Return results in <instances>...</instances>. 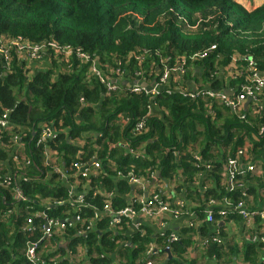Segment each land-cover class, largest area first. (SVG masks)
<instances>
[{
  "label": "trees",
  "instance_id": "16d2710c",
  "mask_svg": "<svg viewBox=\"0 0 264 264\" xmlns=\"http://www.w3.org/2000/svg\"><path fill=\"white\" fill-rule=\"evenodd\" d=\"M0 36L79 48L96 57L104 72L119 77L109 72L118 70L122 82L129 83L136 73L149 83L158 71L184 58L188 71L182 75L183 81L199 88L230 89L236 94L245 83L251 61L264 70V3L247 11L235 0H0ZM203 53L205 58L191 60ZM71 63L72 69L67 71L64 61L50 55L46 67L29 75L15 59L8 70H3L0 62V115L8 110L9 122L15 127L13 132L0 129V141L8 144L17 128H22L30 151L27 154L34 157L32 164L19 172V189L25 201L12 200L9 191L0 188V264H28L24 257L28 237L20 226L30 213L43 210L41 199L66 197L57 175L47 176L52 170L42 163L45 151L35 144L41 124H51L57 132L48 150L54 152L59 166L93 158L100 161L99 176L90 179L89 189L116 191L113 201L117 207H124L126 196L135 190L125 180L130 172L150 180V172L160 171L162 180L176 178L191 187L202 175L203 183L213 187L201 188L206 195L187 196L201 209L211 198L219 200L226 195L236 201L239 193L225 192L222 168L245 141L251 145L253 162L264 170V135H258L264 126V109L255 112L254 103L236 114L206 97L191 101L162 91L150 101L145 93H132L126 87L106 94L96 77H87L88 66L81 64V59L72 56ZM151 104L155 109L147 114ZM241 115L245 118L240 119ZM140 121L144 128L136 132ZM195 156L201 159L200 169L195 167ZM6 160L13 171L7 152L0 149V162ZM6 168L1 166L0 173ZM245 179L247 185L253 181L250 175ZM262 182L255 181L257 189ZM87 201L97 208L103 205V199L94 198L92 193ZM52 204L44 209L50 217L79 214L67 212L68 204L64 208ZM92 214L82 210L80 216ZM125 232L126 227L120 234L111 233L105 220L98 230L82 236L93 264H111L110 256L100 255L121 254L117 245L121 239L127 240L123 252L127 263L142 261L144 246L149 243L147 235L129 238ZM74 233L67 228L57 238L60 244L68 241L73 253L82 238ZM180 244L187 242L177 243L176 253L181 252ZM263 255L250 247L245 258L251 264H264Z\"/></svg>",
  "mask_w": 264,
  "mask_h": 264
},
{
  "label": "built area",
  "instance_id": "2783aa9c",
  "mask_svg": "<svg viewBox=\"0 0 264 264\" xmlns=\"http://www.w3.org/2000/svg\"><path fill=\"white\" fill-rule=\"evenodd\" d=\"M243 1L249 2L250 0ZM50 55L64 61L67 65V71L72 69V56H76L81 59V64L88 66L86 72L87 77H96L104 86L106 94L126 87L132 93H145L150 97V101H153L159 93L164 91L168 95L178 93L182 97L191 101L203 97L217 100L221 105L228 107L232 110V113L236 114H239L242 109H245V103L247 100H251V103H254L255 112H262L264 109V104L260 100V97L264 95V70H259L253 61L250 62L249 68L247 69L248 75L245 79V83L240 87V90L236 94L232 93V96L228 97L224 93L226 90H211L210 88H199L194 85L189 86L188 83L190 82L183 81L181 77L187 70L184 58L176 62L171 68H164L163 70H160V72L157 73L154 76V79L149 83H147L145 79L141 80V74L136 73L135 79L131 83L123 81L125 82V84H123V77L120 75L118 70H109V72L110 74L118 75L119 77L107 74V72L103 71V67L97 61L96 57L94 58L89 56L79 48H74L68 45H60L49 41L31 44L21 38H8L0 36V62L3 70H8L10 62L15 59L28 71L29 75H32L34 72L42 70L43 66L46 67L48 65ZM206 55V53H203L191 58V60L194 58L203 59ZM172 75L175 76L173 85H169V80ZM150 76L151 75H149V77ZM158 76L159 78L156 80ZM143 84H145V86ZM154 107L155 104L147 106V114H149ZM9 114L10 112L5 110L4 113L0 115V129L4 132H13L15 130L14 125L9 122ZM239 118L244 119L245 116L241 115ZM143 128L144 123L143 121H140L136 124L135 131L141 132ZM20 130L22 129L17 128V131L11 135L8 143L9 146L6 147V149H10V147H14L16 149L15 153L11 156L13 171H10L7 167L5 173H0V188L8 190L11 199L17 202L26 200L24 194L19 189L20 178L22 176L19 172H22L32 164V161L26 157L28 149L23 141V137H25L26 134L24 130ZM56 133V130L51 124L39 125L37 141L35 140V144L43 148L45 151L46 163L43 165L52 170L47 173V176H51L52 174L57 175L61 185L65 188L66 197L41 199L39 206L42 207L43 210H36L30 213L20 226V231L28 237L24 251V257L28 264H65L68 262L69 260L66 257L51 256L54 246L56 244H60L58 243L57 238L63 235L67 228L75 230L78 236L82 234L86 236V234L98 230L100 224L106 220L108 222V229L117 235L123 232L124 227L127 228V222H129L128 219L132 220L138 214L150 215L154 211L155 206L158 204L157 196L152 195L153 197L150 201L143 197L142 193L144 192L147 186L146 183L148 182L140 177L134 176L132 172H130L126 178L118 176V178L121 179L125 178V180L128 181V184L132 185L131 187L136 190L131 201L129 200L130 203L128 205L126 204L124 207H117L115 205L112 193L98 189L95 191L87 189L86 186L90 188L91 178L88 181L85 179H87V177L91 174L93 169L91 167L100 168L101 166L100 161L95 158L90 159L89 161L91 163L89 164L80 160L75 161L65 172H59L55 167L50 166L48 162L54 161L51 157H54L55 154L54 152L48 150V145L56 139ZM258 135H264V126L259 128ZM33 136L36 137L35 132ZM0 146H2V141H0ZM46 155H50L51 157H46ZM194 159L196 162V169H200V165L198 164L201 161L200 158L195 156ZM224 165L225 170L221 176L225 185L226 194L239 193L240 195L236 201L227 197L222 202L219 201L221 198L219 200L214 198L209 199L206 206L207 221L211 222L214 216H217L221 221H225V219L232 213L238 214L247 222L252 221L255 217L264 219V209L261 211L248 212L245 209L246 201L243 199L246 197V193L250 189V185H246V176L250 175L253 179H259L262 175H264L262 166H257L253 162L246 146L239 148L234 157L227 158ZM205 168L208 170L210 166L206 165ZM151 177H153V175ZM90 193L93 194L94 198L97 194L104 196L101 208L92 206V204L87 201ZM135 195L139 197L138 204L140 205V208L138 211L135 210L134 206H132L133 200H135ZM51 204L55 207L61 208H64L66 204H68L75 206L80 210H91L94 214L93 220L90 221L85 228H83L82 226L84 225V220L80 216L81 212H78L79 214L75 217H68V214L61 219L50 217L48 212L44 209H49ZM159 205V209L161 211H170L172 215H177L175 210H169L166 205L160 203ZM35 236L36 239H31V237ZM176 240V237L170 236L168 238V242ZM250 241L252 243L251 245H264V230L254 235ZM117 243L127 246V240L124 239L119 240ZM147 251V255L153 254L152 247H150ZM69 257L73 260L75 256L70 254ZM145 264L155 263L147 261Z\"/></svg>",
  "mask_w": 264,
  "mask_h": 264
},
{
  "label": "crops",
  "instance_id": "0c3cea01",
  "mask_svg": "<svg viewBox=\"0 0 264 264\" xmlns=\"http://www.w3.org/2000/svg\"><path fill=\"white\" fill-rule=\"evenodd\" d=\"M235 2L240 4L247 11H252L259 8L264 3V0H250L249 2L235 0ZM260 100L264 104V95L260 97ZM212 101L221 105L217 100ZM154 109L155 107L152 108L151 112H153ZM229 110L232 112L231 109ZM78 145H80V143ZM8 146L9 144H4L2 142L0 149L7 152L10 161L11 156L15 153L16 149L14 147L6 149ZM243 146H246L248 150L251 148L248 141H245ZM1 166H7L9 170L11 167L7 164V160L3 163L0 162V168ZM224 170L225 165L223 167V173ZM154 173L153 177L150 176V180L144 178L148 183H146L147 186L142 195L148 201L153 197L152 195L157 196L158 204L150 215L138 214L132 220L128 219L129 222H127L125 232L126 237L129 238H134L136 235H140L141 237L147 235V238L149 239V243L144 246L142 252V261H137L136 264H145L147 261H152L155 264H168V262L169 264H183L182 260L187 264H251L245 258L246 252L250 247H254L256 250L264 252V245H251L252 243L250 241L254 235L264 230V219L255 217L252 221L247 222L238 214L232 213L225 219V221H221L217 216H214L213 220L208 222L207 207L204 206L201 209L197 201L193 198L188 199L187 196L192 193L206 195L202 192L204 188H201L203 186H206L209 189L212 188L213 186L210 183H203L204 179H202L201 175H198L196 184L192 183L195 186L191 187L189 186L190 183H183L182 180L176 178L171 181L162 180L160 171H154ZM257 180H264V175L259 179H253V181L249 182L250 189L246 193V197L243 199L247 201L250 198H256L257 202L261 205L258 211H261L264 209V182L261 184L262 187L257 189L258 185L255 183ZM176 187L179 188L180 193L178 195H175L172 192ZM135 191L136 190H134L129 196H126L127 205L130 203ZM225 198L226 195L219 201L222 202ZM134 199L136 202L133 200L132 206L138 211L140 208V205L138 204L139 197L135 195ZM159 203L166 205L169 210H175L177 215H172L170 211H161L159 209ZM93 217L94 214L88 218L82 217L84 220V225L82 227L85 228V226L93 220ZM72 232H75V237L85 236L83 234L78 236L73 229ZM170 236L176 237L178 241L168 242ZM160 238L165 240L162 243H159L158 240ZM80 239L81 242L75 246L74 253L70 249L67 250L69 255L71 254L72 256H75L74 259L71 260L70 257L63 256L69 260L65 264H93L92 256H88L86 253L87 247L84 237ZM182 241H186L187 245H178V250L180 249L181 252L179 251L176 253L174 247H177L175 245ZM117 245L119 248H122L121 254L117 251L114 253L102 254L100 257L110 256L111 264H128L123 254L124 249L127 250V246H124L121 243H117ZM150 247L153 248V254L147 255V250ZM212 248L216 250L212 251ZM262 257L263 259L261 260L264 262V255ZM175 261H178V263H175Z\"/></svg>",
  "mask_w": 264,
  "mask_h": 264
},
{
  "label": "rangeland",
  "instance_id": "374dc122",
  "mask_svg": "<svg viewBox=\"0 0 264 264\" xmlns=\"http://www.w3.org/2000/svg\"><path fill=\"white\" fill-rule=\"evenodd\" d=\"M162 63V62H161ZM45 66H43L42 68H44ZM160 71H158V73H159ZM159 78V76L156 78V80ZM77 144H79V142L77 141ZM29 155L27 154V156L26 157H28ZM31 156V155H30ZM29 156V159L31 160V161H33L34 160V157H30ZM47 156H49V157H51L50 155H46V157ZM43 157V156H42ZM51 158H53V157H51ZM96 159V158H95ZM53 160L54 161H50V162H48L49 164H50V166H52V167H55L59 172H65L66 170H68L70 167H71V164H68V165H65V164H63V165H61L60 164V166L58 165V164H56V162H55V158H53ZM201 160V159H200ZM42 163L44 164V163H46V159L43 157V160H42ZM85 163L86 164H89V163H91L89 160H86L85 161ZM199 165H201V161L198 163ZM223 167H224V165H223ZM91 168H93L92 169V171H91V174L87 177V179H85V180H89L90 178H94V179H96L98 176H99V173H100V169H101V166H100V168H94V167H91ZM94 170V171H93ZM222 173H223V168H222ZM3 174V173H2ZM155 173L154 172H150V176H152V175H154ZM201 177H202V175H201ZM87 187V189H89L88 188V186H86ZM90 190V189H89ZM102 191H103V188H102ZM105 191V190H104ZM106 192V191H105ZM172 192H173V194H175V195H178L180 192H179V188L178 187H176V188H174L173 190H172ZM109 193H112L113 194V197H115V195H116V191L115 192H109ZM97 197H100L101 199H103L104 200V196L103 195H99V194H97ZM127 200V199H126ZM261 207V205L257 202V200H256V198H250V199H248L247 201H246V207H245V209H246V211H248V212H253V211H258V209ZM68 210L69 211H74V212H76V211H78V212H81L82 210H80V209H78V208H76L75 206H71V205H69L68 206V208H67V212H68ZM68 214V213H67ZM242 218V217H241ZM102 246V245H101ZM103 247V246H102ZM59 249H63V251H61V250H59ZM68 249H70V247H69V244L65 241L64 243H62V244H56L55 246H54V249H53V252L51 253V256H53V257H57V256H67V257H69V254H68Z\"/></svg>",
  "mask_w": 264,
  "mask_h": 264
},
{
  "label": "water",
  "instance_id": "95a60500",
  "mask_svg": "<svg viewBox=\"0 0 264 264\" xmlns=\"http://www.w3.org/2000/svg\"><path fill=\"white\" fill-rule=\"evenodd\" d=\"M127 83V82H126ZM135 83V82H134ZM123 84H125V82H123ZM144 86H145V84H143ZM228 97H230L231 96V92L229 91V90H226L225 92H224ZM251 103V100H247V102L245 103V108L249 105Z\"/></svg>",
  "mask_w": 264,
  "mask_h": 264
},
{
  "label": "clouds",
  "instance_id": "9594fccd",
  "mask_svg": "<svg viewBox=\"0 0 264 264\" xmlns=\"http://www.w3.org/2000/svg\"><path fill=\"white\" fill-rule=\"evenodd\" d=\"M134 83V82H133Z\"/></svg>",
  "mask_w": 264,
  "mask_h": 264
}]
</instances>
